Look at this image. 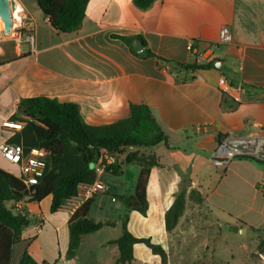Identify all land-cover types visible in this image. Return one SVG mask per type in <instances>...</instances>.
I'll return each mask as SVG.
<instances>
[{
    "label": "crops",
    "instance_id": "0c3cea01",
    "mask_svg": "<svg viewBox=\"0 0 264 264\" xmlns=\"http://www.w3.org/2000/svg\"><path fill=\"white\" fill-rule=\"evenodd\" d=\"M17 1L35 23V46L22 53L14 39H0V146L14 135L9 126L22 99L44 96L76 104L84 122L97 127L126 118L133 104L146 105L171 148L160 144L148 151L160 166L151 169L147 214L130 212L129 231L162 246L167 264H259L255 255L260 237L254 229H264V164L238 157L221 169L212 158L220 134L264 136V92L251 94L242 87L264 89V0H159L148 10L138 9L133 0H90L81 27L69 34L55 30L36 2L28 7ZM224 27L233 35L229 44H219ZM114 36H141L156 56L182 64L195 62L193 48L209 54L215 44L210 59L223 68L178 72L136 56ZM231 79L237 85L232 87ZM0 167L19 173L1 151ZM121 171L136 172L137 182L138 166L122 165ZM107 173L101 177L106 189L95 196L90 218L112 226L83 236L77 254L68 258L71 215L51 213V196L40 203H17L31 224L14 247L11 264H20L24 250L39 264L104 262L114 250L110 242L121 236L105 230L120 222L122 234L125 213L120 208V221L107 218L111 208L102 210V199L100 210L107 213L94 216L98 196L109 192L103 181ZM184 191H196L204 202L187 200L179 224L169 233L166 213ZM110 195L120 202L118 197L130 196ZM240 232L252 234V245L235 253ZM200 236L204 238L198 243ZM18 245L23 247L16 255ZM134 255L161 264L143 244L135 245ZM150 256L157 263L149 262Z\"/></svg>",
    "mask_w": 264,
    "mask_h": 264
},
{
    "label": "trees",
    "instance_id": "16d2710c",
    "mask_svg": "<svg viewBox=\"0 0 264 264\" xmlns=\"http://www.w3.org/2000/svg\"><path fill=\"white\" fill-rule=\"evenodd\" d=\"M34 1L49 19L51 26L65 34L79 30L90 2V0ZM156 1L159 0H133V3L140 10H148ZM114 38L124 42L136 56L156 59L157 62L169 64L178 72L215 69L214 62L195 61L182 64L156 56L147 48L141 36H114ZM135 38L141 39L146 45L144 56L134 51L132 41ZM160 63H158L159 67H161ZM227 72L236 76L231 70ZM230 85L232 87L237 85L234 79H231ZM242 87L251 94L264 92V89L245 84H242ZM12 121L23 123V126L14 133L8 141L9 144L22 145L26 158L30 157L33 149H45L49 154L45 175L34 187H27L19 174L0 167V264H11L14 247L23 241V232L31 224V220L26 215L13 211L15 204L24 201L40 203L51 196V213H57L66 200L78 193L81 185L94 183L96 175L92 165L97 162L101 149H107L112 154L120 156L119 163L107 170L115 176L122 175V165L140 168L134 194L118 197L125 206L122 234L117 240L110 242V245H114V250L101 264H151L135 257L134 247L137 244L145 245L161 258V264H167V254L162 246L152 243L148 238H138L128 229L130 212H139L144 216L147 214L149 207L147 187L151 169L160 166L156 156L148 151L160 144L171 148L168 136L148 106L133 104L126 118L114 124L97 127L84 122L78 105L41 96L22 99ZM224 138L225 136L220 134L217 140L221 142ZM131 146L135 150L127 152ZM94 198L86 201L68 222V258L77 254L83 236L113 225L111 222H96L90 218ZM187 200L197 204L204 202L202 195L196 191H191L189 194L186 191L180 193L166 213L167 232H172L179 224L186 210ZM254 231L260 235L255 256L264 255V229H254ZM20 264L39 263L33 259L28 250H24Z\"/></svg>",
    "mask_w": 264,
    "mask_h": 264
},
{
    "label": "built area",
    "instance_id": "2783aa9c",
    "mask_svg": "<svg viewBox=\"0 0 264 264\" xmlns=\"http://www.w3.org/2000/svg\"><path fill=\"white\" fill-rule=\"evenodd\" d=\"M21 16L22 22L19 31H16L14 38L18 46L28 44L32 49L35 46L34 29L35 23L33 19L26 13L23 7L19 5L17 10L13 12L14 26L15 20ZM3 25L0 32L4 30V23L0 18V26ZM13 32V31H12ZM233 41V35L228 27H224L220 31L219 44H229ZM217 45L213 44L210 47L209 54H198L193 48V56L198 63L211 62V52ZM23 123L15 122L10 128L21 130ZM202 130V127H199ZM135 150L134 147H129ZM0 151L6 162L15 165L19 168V175L24 179L27 187H34L40 183L44 177L47 168V158L49 152L45 149H33L30 152V157L26 158L25 151L22 145L4 143L0 146ZM238 157H251L264 164V136H250L248 138H239L235 136L225 137L221 142H218L213 154V164L221 169L225 168L228 163ZM120 156L112 154L107 149H101L100 155L96 163L92 165V170L95 172L96 179L91 185H81L78 193L66 200L59 209L65 211L69 215H73L86 201L105 191L106 187L101 182V177L119 163ZM261 184L260 188H263ZM15 213L26 215L19 206L13 209ZM259 264H264V256L261 257Z\"/></svg>",
    "mask_w": 264,
    "mask_h": 264
},
{
    "label": "rangeland",
    "instance_id": "374dc122",
    "mask_svg": "<svg viewBox=\"0 0 264 264\" xmlns=\"http://www.w3.org/2000/svg\"><path fill=\"white\" fill-rule=\"evenodd\" d=\"M21 2H23L28 7H31V5L35 3L34 0H21ZM21 22H22V18H21V16H18V19L15 20L16 25L13 29V32L10 35H7L6 37H9V39H14L16 37V31H19V29H20ZM1 40H3V39L1 38ZM10 129H11L10 131L12 133H15L16 131H18L14 128H10ZM128 151H133V150L128 148L127 152ZM135 174H136V172H133L132 174H126L125 173L124 175H121V176H115L113 174H108V173L106 174V176H105L106 179L104 178L103 181L104 182L106 181V185L108 187L109 192H108V194L98 196V202L95 205V209H94V216L95 217L98 216V214H100V213H103V214L107 213V212L104 213V211H106V208L107 209L111 208L112 212H110L111 210L108 212L107 218L120 221V218L122 217L121 209L125 210V206L119 200H117V201L114 200V197H112V195H110V193L114 192L116 194H123V195L128 194V195H130L132 190H133L132 189V187L134 186L133 184L136 182L135 181ZM102 199H104L103 206L105 208L102 209L104 211L100 210V207H103V206H101V203H100L102 201ZM196 219L198 220V218H196ZM210 221H212V220L210 219ZM105 231H106V233L107 232L109 233V236H111L112 233L114 234L113 236H115V234H118L120 236L121 235L120 222H118L115 229H108ZM226 232H227L226 230H224V229L222 230V234H225ZM208 233H209V235H211L213 233H214V235L217 234L216 231L208 232ZM101 237H103V236H101ZM203 238H204L203 236H200L197 239L198 243H201ZM251 240H252V234L251 233H247V234L243 235L242 232H240L239 236L236 240L237 243H236L235 253L241 252V250L243 249V246L245 244L248 246H251L252 245ZM22 247H23V245L17 246L16 251H15L16 255H18L19 252H21ZM262 256H264V255L260 254V255L256 256L258 262H260V259ZM15 259H16V257H15ZM148 261L152 262V263H157V260H155L153 256H150ZM226 263L227 262H225L223 264H226Z\"/></svg>",
    "mask_w": 264,
    "mask_h": 264
},
{
    "label": "water",
    "instance_id": "95a60500",
    "mask_svg": "<svg viewBox=\"0 0 264 264\" xmlns=\"http://www.w3.org/2000/svg\"><path fill=\"white\" fill-rule=\"evenodd\" d=\"M19 7V2L17 0H0V18L4 23V30L0 32V39L10 35L13 31L14 19L13 12L17 10ZM132 47L134 51L141 56L146 54V45L139 38H135L132 41ZM22 53H27L30 51V47L28 44H24L21 46ZM215 67L217 69H222L223 66L221 62H216Z\"/></svg>",
    "mask_w": 264,
    "mask_h": 264
},
{
    "label": "bare ground",
    "instance_id": "6f19581e",
    "mask_svg": "<svg viewBox=\"0 0 264 264\" xmlns=\"http://www.w3.org/2000/svg\"><path fill=\"white\" fill-rule=\"evenodd\" d=\"M18 19V18H17ZM3 25L0 26V30L2 29Z\"/></svg>",
    "mask_w": 264,
    "mask_h": 264
}]
</instances>
